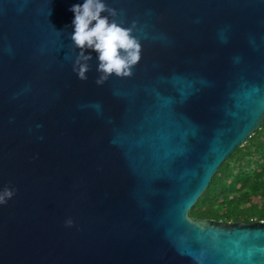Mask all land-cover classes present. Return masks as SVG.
Returning <instances> with one entry per match:
<instances>
[{"label": "water", "instance_id": "water-1", "mask_svg": "<svg viewBox=\"0 0 264 264\" xmlns=\"http://www.w3.org/2000/svg\"><path fill=\"white\" fill-rule=\"evenodd\" d=\"M83 2L0 0V264H264V221L189 215L264 121V0H105L142 52L101 86Z\"/></svg>", "mask_w": 264, "mask_h": 264}, {"label": "clouds", "instance_id": "clouds-1", "mask_svg": "<svg viewBox=\"0 0 264 264\" xmlns=\"http://www.w3.org/2000/svg\"><path fill=\"white\" fill-rule=\"evenodd\" d=\"M70 11L74 13V32L70 40L72 48L79 49L72 60V70L77 78L81 81L88 79L86 74L90 71L92 56L85 54L86 49L97 54V86L103 85L112 75L118 78L132 77V70L141 60L142 52L140 38L133 34L140 31L137 22L133 20L129 27L123 26L122 19L118 23L116 18L123 13L109 7L105 0H84L83 4L73 5ZM66 58L72 59L70 56ZM15 194L14 187L0 188V205L7 204ZM64 223L65 227H72L74 222L68 218Z\"/></svg>", "mask_w": 264, "mask_h": 264}, {"label": "trees", "instance_id": "trees-1", "mask_svg": "<svg viewBox=\"0 0 264 264\" xmlns=\"http://www.w3.org/2000/svg\"><path fill=\"white\" fill-rule=\"evenodd\" d=\"M189 215L225 223L264 221V121L223 162Z\"/></svg>", "mask_w": 264, "mask_h": 264}]
</instances>
